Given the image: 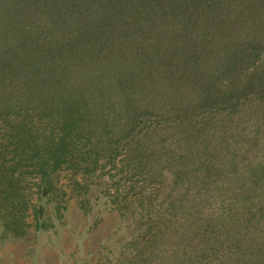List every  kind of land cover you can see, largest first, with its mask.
<instances>
[{"label":"trees","instance_id":"16d2710c","mask_svg":"<svg viewBox=\"0 0 264 264\" xmlns=\"http://www.w3.org/2000/svg\"><path fill=\"white\" fill-rule=\"evenodd\" d=\"M149 111L208 136L182 139V213L130 264H264V0H0V152L57 169L74 134L125 136ZM31 115L62 131L38 136Z\"/></svg>","mask_w":264,"mask_h":264},{"label":"rangeland","instance_id":"374dc122","mask_svg":"<svg viewBox=\"0 0 264 264\" xmlns=\"http://www.w3.org/2000/svg\"><path fill=\"white\" fill-rule=\"evenodd\" d=\"M197 115L206 118L207 112ZM137 116L125 136L91 129L74 134L60 168L52 169V161L42 173L37 159L18 150L15 160L11 148L2 149L0 165L13 171V190L5 177L10 171L0 169V264H130L151 242L149 229H164L168 217L182 213L184 206L172 205L176 194L167 188L176 175L182 179L183 167H196V159L190 145H179L188 144L185 137L195 145L208 135L185 131L183 117L154 111ZM29 117L38 136L42 129L62 131L57 121ZM43 172H49L45 179ZM39 206L45 210L40 228L33 212ZM14 220L20 237L5 231ZM168 235L173 239L175 232Z\"/></svg>","mask_w":264,"mask_h":264}]
</instances>
